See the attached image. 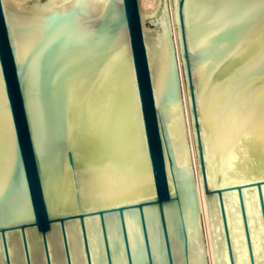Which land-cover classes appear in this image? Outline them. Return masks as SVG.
<instances>
[{
	"label": "water",
	"instance_id": "water-1",
	"mask_svg": "<svg viewBox=\"0 0 264 264\" xmlns=\"http://www.w3.org/2000/svg\"><path fill=\"white\" fill-rule=\"evenodd\" d=\"M204 189L264 223V0H176ZM168 0H0V264H209Z\"/></svg>",
	"mask_w": 264,
	"mask_h": 264
},
{
	"label": "bare ground",
	"instance_id": "bare-ground-1",
	"mask_svg": "<svg viewBox=\"0 0 264 264\" xmlns=\"http://www.w3.org/2000/svg\"><path fill=\"white\" fill-rule=\"evenodd\" d=\"M156 1L157 0H142V3L147 8H155ZM168 6L172 22L175 46L177 47L178 53L183 91V101L191 145L193 166L197 180L196 184L199 193L200 209L205 230L209 264H230L218 197L216 195L209 196L207 192H205L203 175L201 173L200 165L198 162L197 149L195 144V131L193 128V120L190 112V100L187 91L186 77L183 70V63L180 55L179 30L177 28L176 15V0H168ZM244 197L256 258V264H264V223L262 219V212L257 189H245ZM224 203L231 233L236 264H251L237 192H225Z\"/></svg>",
	"mask_w": 264,
	"mask_h": 264
}]
</instances>
